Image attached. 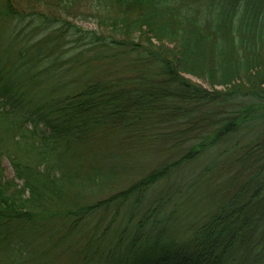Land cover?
I'll list each match as a JSON object with an SVG mask.
<instances>
[{
	"label": "trees",
	"instance_id": "1",
	"mask_svg": "<svg viewBox=\"0 0 264 264\" xmlns=\"http://www.w3.org/2000/svg\"><path fill=\"white\" fill-rule=\"evenodd\" d=\"M60 260L264 264V0H1L0 264Z\"/></svg>",
	"mask_w": 264,
	"mask_h": 264
},
{
	"label": "rangeland",
	"instance_id": "2",
	"mask_svg": "<svg viewBox=\"0 0 264 264\" xmlns=\"http://www.w3.org/2000/svg\"><path fill=\"white\" fill-rule=\"evenodd\" d=\"M1 2V0H0ZM79 27L82 26L83 28L85 29H93L94 28V25L91 24V23H78ZM192 82L194 83H197L201 86H203L204 88H207L206 85H204L203 83H201L200 81H197L196 79H191L189 78ZM151 152V151H150ZM104 154H108V152H104V153H101L100 155H104ZM143 160L145 159H138V161L136 162V160H134V163L132 161H130L131 163H128V166H124V169L127 170L129 173L131 171H136L137 174L131 178V179H125L126 180V183H131L132 181H134L137 177H140L142 174L146 173L147 171H149L150 167L148 168V166H150V162H156L158 160V158L156 157V155H153L150 157V160L149 162L146 161V162H143ZM92 165H100L102 167V169L104 171H106L108 169V167H111L112 165H114L113 162H108L106 161L104 163V161L100 160V157H97L95 158V160H92V161H88L86 166L90 167ZM2 167L4 168L3 170H5V176L6 178L8 179H11L13 177V172L8 164L7 161H3V165ZM112 168H118L119 169V166H116V167H112ZM124 180V181H125ZM126 184H123V186H125ZM64 261L63 260H60L59 262L57 261L56 264H63Z\"/></svg>",
	"mask_w": 264,
	"mask_h": 264
}]
</instances>
